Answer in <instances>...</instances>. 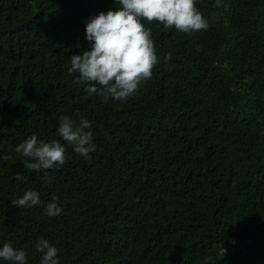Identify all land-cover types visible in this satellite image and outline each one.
I'll return each instance as SVG.
<instances>
[{"label":"trees","instance_id":"1","mask_svg":"<svg viewBox=\"0 0 264 264\" xmlns=\"http://www.w3.org/2000/svg\"><path fill=\"white\" fill-rule=\"evenodd\" d=\"M196 7L206 30L142 21L159 63L105 103L68 69L91 50L85 21L115 0H0V247L27 264L40 238L60 264H264V0ZM65 115L91 122V159L58 136ZM33 134L66 147L50 183L15 152ZM28 190L42 204L13 206ZM53 196L63 211L49 217Z\"/></svg>","mask_w":264,"mask_h":264},{"label":"clouds","instance_id":"2","mask_svg":"<svg viewBox=\"0 0 264 264\" xmlns=\"http://www.w3.org/2000/svg\"><path fill=\"white\" fill-rule=\"evenodd\" d=\"M116 8L85 21L86 39L90 51L70 58L69 75L77 74L74 83H84L85 92L98 94L103 102L109 98L126 102L139 91L142 84L153 76V70L159 59L151 29L142 22H158L165 29H175L181 33L206 30L208 22L203 13L196 7V0H115ZM118 5V7H117ZM169 53L164 63L171 61ZM92 124L87 119L79 123L69 116H61L57 129L58 136L74 151L91 159L90 153L96 150L93 142ZM21 154L26 169L43 171L46 182H51L48 170L63 167L66 162V147L60 140L45 142L33 134L15 148ZM2 159H9L8 156ZM31 161V162H29ZM23 180L22 174L15 176ZM59 198L52 197L46 204L45 215L59 216L63 209L59 206ZM17 208L29 209L41 205L40 193L26 191L19 199L11 201ZM42 253L41 264H60L57 247L47 239L40 238L35 246ZM27 252L17 249L12 243L0 247V260L8 264H27Z\"/></svg>","mask_w":264,"mask_h":264},{"label":"rangeland","instance_id":"3","mask_svg":"<svg viewBox=\"0 0 264 264\" xmlns=\"http://www.w3.org/2000/svg\"><path fill=\"white\" fill-rule=\"evenodd\" d=\"M140 91V90H139Z\"/></svg>","mask_w":264,"mask_h":264}]
</instances>
